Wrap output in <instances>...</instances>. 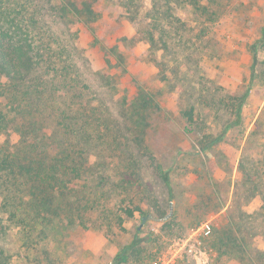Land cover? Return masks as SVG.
Segmentation results:
<instances>
[{
	"label": "rangeland",
	"instance_id": "rangeland-1",
	"mask_svg": "<svg viewBox=\"0 0 264 264\" xmlns=\"http://www.w3.org/2000/svg\"><path fill=\"white\" fill-rule=\"evenodd\" d=\"M113 1H92L101 13L100 26L85 31L84 45L94 36L112 42L109 24L125 21ZM214 1L222 11L192 51L171 47L152 53L136 42L120 47V62L98 44L86 49L90 65L81 70L97 86L101 109L97 149L86 147L88 160H97V209L89 211L85 225H45L34 245L23 244L17 227L7 229L0 247L11 264H115L121 251L127 260L119 264H244L239 253L221 254L215 239L235 210L232 193L246 134L257 118L264 131V0ZM244 93L239 123L200 151L201 134L215 135L232 121L234 104ZM187 104H194L198 116L192 132L184 131L180 114ZM9 137L18 139L14 132ZM157 163L169 174L172 197ZM202 222L210 226L208 235Z\"/></svg>",
	"mask_w": 264,
	"mask_h": 264
},
{
	"label": "trees",
	"instance_id": "trees-1",
	"mask_svg": "<svg viewBox=\"0 0 264 264\" xmlns=\"http://www.w3.org/2000/svg\"><path fill=\"white\" fill-rule=\"evenodd\" d=\"M82 1L0 0V234L17 227L27 246L37 242L45 225H85L89 211L97 209V160H88L86 147L97 149L101 109L97 86L81 70L90 65L86 49L99 45L120 62V47L136 42L147 44L152 53L171 47L192 51L222 11L214 0H114L125 21L109 24L112 42L94 36L84 45L80 39L100 26L101 13L93 0ZM154 64L164 66L161 60ZM246 95L238 98L235 118L220 132L201 134L200 151H208L239 123ZM196 112L194 104L182 107L185 132L198 127ZM259 121L246 134L237 163L231 200L235 210L215 239L221 254L239 253L244 264H264V131ZM100 126L107 127L103 122ZM12 132L16 141L9 137ZM155 168L172 197L168 172L160 163ZM251 202L255 207L245 210ZM9 257L0 247V264H11ZM126 260L121 251L114 263Z\"/></svg>",
	"mask_w": 264,
	"mask_h": 264
},
{
	"label": "built area",
	"instance_id": "built-area-1",
	"mask_svg": "<svg viewBox=\"0 0 264 264\" xmlns=\"http://www.w3.org/2000/svg\"><path fill=\"white\" fill-rule=\"evenodd\" d=\"M201 231L204 235H208L210 233V226L208 224V222H202V224L200 225ZM190 251V249H189Z\"/></svg>",
	"mask_w": 264,
	"mask_h": 264
},
{
	"label": "water",
	"instance_id": "water-1",
	"mask_svg": "<svg viewBox=\"0 0 264 264\" xmlns=\"http://www.w3.org/2000/svg\"><path fill=\"white\" fill-rule=\"evenodd\" d=\"M170 210H171V209H170ZM141 219H142V222H143V221H144V219H145V216H142V218H141ZM139 227H140V226H139Z\"/></svg>",
	"mask_w": 264,
	"mask_h": 264
}]
</instances>
